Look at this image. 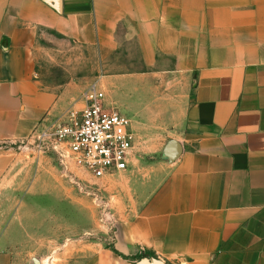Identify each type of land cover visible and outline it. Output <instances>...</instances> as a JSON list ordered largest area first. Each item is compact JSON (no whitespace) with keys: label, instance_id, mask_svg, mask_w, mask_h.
Wrapping results in <instances>:
<instances>
[{"label":"crops","instance_id":"1","mask_svg":"<svg viewBox=\"0 0 264 264\" xmlns=\"http://www.w3.org/2000/svg\"><path fill=\"white\" fill-rule=\"evenodd\" d=\"M56 51L95 55L134 135L129 203L83 264H264V0H0V196L11 144L81 107L80 79H44Z\"/></svg>","mask_w":264,"mask_h":264},{"label":"rangeland","instance_id":"2","mask_svg":"<svg viewBox=\"0 0 264 264\" xmlns=\"http://www.w3.org/2000/svg\"><path fill=\"white\" fill-rule=\"evenodd\" d=\"M43 45L57 47L48 41ZM55 55L61 65L41 68L47 81L77 78L86 89L102 72L93 67L96 58L91 52H83L77 67L75 61L63 63L69 57L64 52ZM26 141L11 144L16 179L0 196V217L5 222L13 217L5 231L7 243L0 247V255L9 256L5 264H83L92 253L109 249L114 225L129 203L125 178L116 174L96 180L74 167L64 170L52 156L35 155ZM143 151L136 154L146 159L157 155L150 147Z\"/></svg>","mask_w":264,"mask_h":264},{"label":"built area","instance_id":"3","mask_svg":"<svg viewBox=\"0 0 264 264\" xmlns=\"http://www.w3.org/2000/svg\"><path fill=\"white\" fill-rule=\"evenodd\" d=\"M26 142L38 157L52 156L64 170L74 167L101 180L127 169L134 135L129 118L105 105L94 82L84 90L80 108L43 119Z\"/></svg>","mask_w":264,"mask_h":264},{"label":"water","instance_id":"4","mask_svg":"<svg viewBox=\"0 0 264 264\" xmlns=\"http://www.w3.org/2000/svg\"><path fill=\"white\" fill-rule=\"evenodd\" d=\"M139 264H163V263L156 261V260L150 261L148 259H141L139 261Z\"/></svg>","mask_w":264,"mask_h":264}]
</instances>
